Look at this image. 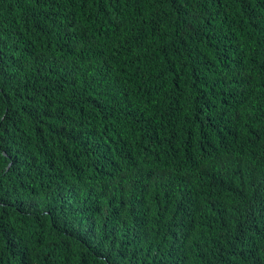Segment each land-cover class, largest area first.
<instances>
[{
    "label": "trees",
    "instance_id": "trees-1",
    "mask_svg": "<svg viewBox=\"0 0 264 264\" xmlns=\"http://www.w3.org/2000/svg\"><path fill=\"white\" fill-rule=\"evenodd\" d=\"M0 264H264V0H0Z\"/></svg>",
    "mask_w": 264,
    "mask_h": 264
}]
</instances>
